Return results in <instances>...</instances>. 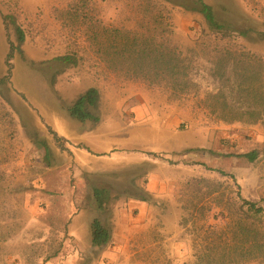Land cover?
Here are the masks:
<instances>
[{
    "label": "rangeland",
    "instance_id": "374dc122",
    "mask_svg": "<svg viewBox=\"0 0 264 264\" xmlns=\"http://www.w3.org/2000/svg\"><path fill=\"white\" fill-rule=\"evenodd\" d=\"M205 1L241 28L264 23V0ZM7 16L26 33L10 66ZM148 26L186 53L208 33L200 14L169 0H0V264H198L238 235L239 193L264 208L262 125L221 122L198 98L171 102L108 70L89 42L94 29ZM78 47L80 66L57 72L53 60ZM237 47L264 61V42ZM91 88L101 94L96 125L68 112ZM254 150L255 163L240 157ZM107 185L124 197L101 215L93 188ZM142 188L150 203L128 197ZM97 217L112 232L103 248L92 245ZM252 224L264 234V214Z\"/></svg>",
    "mask_w": 264,
    "mask_h": 264
},
{
    "label": "trees",
    "instance_id": "16d2710c",
    "mask_svg": "<svg viewBox=\"0 0 264 264\" xmlns=\"http://www.w3.org/2000/svg\"><path fill=\"white\" fill-rule=\"evenodd\" d=\"M169 1L186 11L200 14L204 19L208 33L199 49L186 53L152 26L144 28L145 33L108 27L94 29L89 32V42L93 49L98 50L99 57L106 58L107 69L130 80L140 81L149 88L163 89L171 102L198 98L199 103H203L221 122L264 127V61L251 51L237 47L241 41L264 42V23L253 28H241L223 20L215 7L205 0ZM75 13L77 16L79 11ZM4 22L15 34L7 58L10 66L15 55L24 54L26 33L13 17H5ZM78 48L79 52L65 53L53 60L57 72L80 66L81 57L86 53L83 47ZM7 80L0 79V86ZM204 80L210 81L214 88L204 89ZM100 105V91L91 88L77 98L68 112L80 123L96 125L101 121ZM39 144L49 160L47 143L40 140ZM260 155L259 150H254L240 157L255 163ZM127 194L136 201L150 203L151 200L145 188ZM122 197L120 192L114 195L109 185L93 188L96 210L101 215ZM238 198L243 215L235 225L238 226V235L235 234L231 242H213L198 257V264H264V234L252 224L259 223L264 208L242 198L240 193ZM91 232L95 248L106 247L112 242V232L100 217L93 220Z\"/></svg>",
    "mask_w": 264,
    "mask_h": 264
},
{
    "label": "crops",
    "instance_id": "0c3cea01",
    "mask_svg": "<svg viewBox=\"0 0 264 264\" xmlns=\"http://www.w3.org/2000/svg\"><path fill=\"white\" fill-rule=\"evenodd\" d=\"M137 205H139V204L137 203Z\"/></svg>",
    "mask_w": 264,
    "mask_h": 264
}]
</instances>
